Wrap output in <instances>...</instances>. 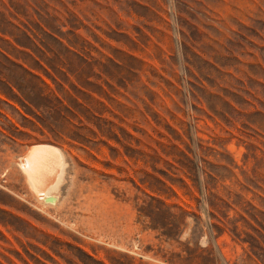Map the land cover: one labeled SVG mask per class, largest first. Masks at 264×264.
I'll list each match as a JSON object with an SVG mask.
<instances>
[{"label": "rangeland", "instance_id": "374dc122", "mask_svg": "<svg viewBox=\"0 0 264 264\" xmlns=\"http://www.w3.org/2000/svg\"><path fill=\"white\" fill-rule=\"evenodd\" d=\"M0 264H264V0H0Z\"/></svg>", "mask_w": 264, "mask_h": 264}, {"label": "bare ground", "instance_id": "6f19581e", "mask_svg": "<svg viewBox=\"0 0 264 264\" xmlns=\"http://www.w3.org/2000/svg\"><path fill=\"white\" fill-rule=\"evenodd\" d=\"M36 147L25 155L21 167L24 173L26 172L34 192L37 195L45 196V194H48L47 187L51 192L57 188L64 164L55 148L47 146L44 149L42 147L38 149V146Z\"/></svg>", "mask_w": 264, "mask_h": 264}, {"label": "crops", "instance_id": "0c3cea01", "mask_svg": "<svg viewBox=\"0 0 264 264\" xmlns=\"http://www.w3.org/2000/svg\"><path fill=\"white\" fill-rule=\"evenodd\" d=\"M32 147H33V146L28 147V148H27V152L30 151V149H31ZM27 152L25 153V155L27 154Z\"/></svg>", "mask_w": 264, "mask_h": 264}]
</instances>
